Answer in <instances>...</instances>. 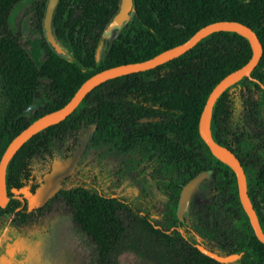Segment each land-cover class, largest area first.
Wrapping results in <instances>:
<instances>
[{
    "label": "trees",
    "instance_id": "1",
    "mask_svg": "<svg viewBox=\"0 0 264 264\" xmlns=\"http://www.w3.org/2000/svg\"><path fill=\"white\" fill-rule=\"evenodd\" d=\"M28 1L0 0V96L5 103L0 115V159L19 132L35 119L64 106L92 75L112 66L150 59L187 41L209 23L241 22L256 32L264 50V0H135L130 20L112 36L101 58L97 56L98 46L120 0H61L53 26L67 51L62 56L53 51L44 37L42 20L47 0H37L36 15L45 57L37 65L15 33V13ZM251 57L247 37L234 31H218L164 64L100 84L68 118L33 136L9 162V201L0 208V229L6 225L20 229L46 217L50 201L30 209L28 201L14 191L29 187L35 192L38 185L34 183L33 158L50 153L53 141H62L89 125L95 138L125 144L126 149L141 142L153 143L154 148L163 152L167 172L171 174L177 165L188 175V183L203 173H211L214 193L231 223L229 240L222 244L225 252L218 253L241 254L235 261L218 262L194 245L196 234L179 215L174 221L184 228V233L176 229L174 236L154 223L148 212L128 200L104 193L84 178L60 189L58 195L68 204L74 223L95 244L97 264H109L119 242L133 251L144 252L154 263L166 258L167 264H264V243L256 237L241 205L236 175L208 148L199 133L200 117L210 92ZM251 76L244 77L217 100L210 129L215 140L240 159L249 196L264 231V138L250 134L244 125L259 122V105L246 99V116L238 120L231 93L232 88L241 90L248 83L263 88L264 52ZM42 91L47 99L28 116L35 100L44 98ZM244 158L250 159L251 165ZM165 183L175 194L185 189L180 180L170 178ZM176 209L174 206L173 211Z\"/></svg>",
    "mask_w": 264,
    "mask_h": 264
},
{
    "label": "rangeland",
    "instance_id": "2",
    "mask_svg": "<svg viewBox=\"0 0 264 264\" xmlns=\"http://www.w3.org/2000/svg\"><path fill=\"white\" fill-rule=\"evenodd\" d=\"M36 1L24 3L14 16L15 33L19 42L37 65L44 61L41 47L43 35L38 29ZM112 36L101 40L97 56L101 58L111 44ZM247 88H232L234 109L238 120L246 116L245 100L259 105V122L248 127L250 134L264 138V88L252 84ZM245 85V86H246ZM38 98L27 111L30 116L47 99ZM5 103L0 96V115ZM258 112V110H257ZM115 142H102L93 135V128L84 125L64 140L53 141L50 153H42L32 160L35 192L29 187L15 190L33 209L49 202L46 217L20 229L6 225L0 229V264H97V250L91 238L73 221L66 201L58 195L60 189L77 183L80 179L97 184L108 195L128 200L143 212H148L154 223L164 230L181 227L176 215L196 234L195 246H209L215 252L223 251L229 240L230 217L223 211L220 199L214 193L211 173H203L188 183L184 170L175 169L169 174L164 166L163 152L153 143L141 142L132 148ZM250 164V159L244 158ZM251 167H254L252 165ZM94 178V179H93ZM170 178L185 183V189L175 194L165 182ZM93 179V180H92ZM167 180V181H166ZM174 206L177 209L174 210ZM175 236V235H174ZM207 248V247H206ZM209 249V248H208ZM225 254V253H224ZM109 264H167L166 258L154 263L144 252L133 251L119 242Z\"/></svg>",
    "mask_w": 264,
    "mask_h": 264
},
{
    "label": "water",
    "instance_id": "3",
    "mask_svg": "<svg viewBox=\"0 0 264 264\" xmlns=\"http://www.w3.org/2000/svg\"><path fill=\"white\" fill-rule=\"evenodd\" d=\"M60 2L61 0H47L42 25L44 37L53 51L59 55L66 56L67 51L57 39L53 26L54 16ZM134 7L135 0H120L117 11L113 14L104 29V35L116 36L130 20ZM218 31H234L247 37L252 47V57L245 65L223 77L210 92L200 117L199 133L208 148L234 171L237 179L238 194L241 205L249 218L250 225L256 237L264 243V231L260 225L257 212L253 207L249 196L245 169L237 155L229 147L224 146L215 140L210 129L211 112L217 100L225 91L241 81L244 77L252 78V71L257 67L263 56V46L256 32L251 27L238 21L222 20L209 23L201 27L187 41L166 49L150 59L140 62L120 64L103 69L85 80L73 97L64 106L31 122L10 141L1 156L0 208L6 207L9 201L6 185V174L9 162L18 150L33 136L68 118L78 108L84 98L100 84L110 79L135 72L146 71L164 64L183 55L196 46L203 38ZM197 247L203 254L221 263H229L241 257V254L235 253L222 255L204 247L203 245H198Z\"/></svg>",
    "mask_w": 264,
    "mask_h": 264
},
{
    "label": "flooded vegetation",
    "instance_id": "4",
    "mask_svg": "<svg viewBox=\"0 0 264 264\" xmlns=\"http://www.w3.org/2000/svg\"><path fill=\"white\" fill-rule=\"evenodd\" d=\"M243 158V157H242ZM240 160V159H239ZM243 161L246 163L245 159H243ZM246 172V171H245Z\"/></svg>",
    "mask_w": 264,
    "mask_h": 264
}]
</instances>
